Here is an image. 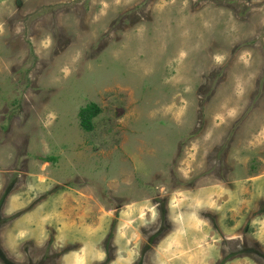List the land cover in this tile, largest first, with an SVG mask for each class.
Instances as JSON below:
<instances>
[{
	"label": "rangeland",
	"instance_id": "374dc122",
	"mask_svg": "<svg viewBox=\"0 0 264 264\" xmlns=\"http://www.w3.org/2000/svg\"><path fill=\"white\" fill-rule=\"evenodd\" d=\"M0 264H264V0H0Z\"/></svg>",
	"mask_w": 264,
	"mask_h": 264
},
{
	"label": "trees",
	"instance_id": "16d2710c",
	"mask_svg": "<svg viewBox=\"0 0 264 264\" xmlns=\"http://www.w3.org/2000/svg\"><path fill=\"white\" fill-rule=\"evenodd\" d=\"M97 113H98V109L95 106H93L92 116L97 115Z\"/></svg>",
	"mask_w": 264,
	"mask_h": 264
}]
</instances>
